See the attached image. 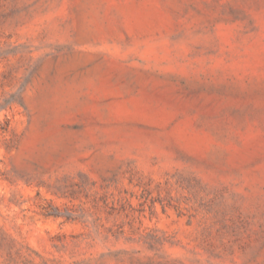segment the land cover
<instances>
[{
  "label": "rangeland",
  "instance_id": "obj_1",
  "mask_svg": "<svg viewBox=\"0 0 264 264\" xmlns=\"http://www.w3.org/2000/svg\"><path fill=\"white\" fill-rule=\"evenodd\" d=\"M0 264H264V0H0Z\"/></svg>",
  "mask_w": 264,
  "mask_h": 264
}]
</instances>
